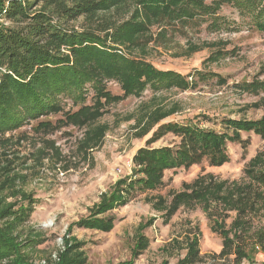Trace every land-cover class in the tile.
<instances>
[{
  "label": "rangeland",
  "instance_id": "374dc122",
  "mask_svg": "<svg viewBox=\"0 0 264 264\" xmlns=\"http://www.w3.org/2000/svg\"><path fill=\"white\" fill-rule=\"evenodd\" d=\"M134 11L135 6L129 4L106 17L121 24L133 21L137 14V21L146 28L122 44H107L116 47L120 56L181 75V86L157 92L145 89L123 97L118 79L99 76L58 94L54 109L45 115L0 129V208L10 207L18 213L25 209L27 215L15 221L12 234L17 242L34 245L24 253L35 264L57 262L64 239L80 244L83 264H177L194 240L201 258L195 264H231L214 255L221 250L219 229L230 230L234 211L210 198L209 205L183 203L168 213L174 196L199 179L207 185L210 180L226 182L229 189L231 184H241L248 163L264 151V139L253 133H239L249 141L245 149L226 143L228 162L222 166H210L202 159L188 168L164 171L161 185L154 190H129L123 205L99 216L114 219L109 232L76 227L68 232L119 181L133 176L138 168L134 158L140 150L179 145L180 138L171 133L147 145L159 125L189 124L231 133L223 120L264 117V33L249 16L223 5L217 16L224 21L211 27L209 17L188 24L168 23ZM100 90L122 99L105 104L99 99ZM99 102L98 118L78 123L70 119L81 109L96 108ZM163 114L168 115L151 128ZM214 220L224 226H215ZM141 234L148 245L135 256ZM241 264H264V254Z\"/></svg>",
  "mask_w": 264,
  "mask_h": 264
},
{
  "label": "trees",
  "instance_id": "16d2710c",
  "mask_svg": "<svg viewBox=\"0 0 264 264\" xmlns=\"http://www.w3.org/2000/svg\"><path fill=\"white\" fill-rule=\"evenodd\" d=\"M0 0V129L18 127L25 119H34L54 109L58 94L71 91L79 84L99 76L118 79L123 97L139 95L145 89L157 92L165 88L181 86L184 78L172 71H159L152 65L120 56L117 48L107 43L121 44L143 31L145 24L133 21L121 24L107 19L112 10L131 4L138 11L158 21L189 23L209 17L211 27H219L224 21L217 16L223 5L249 16L259 32L264 33V0ZM81 19V20H80ZM131 40V39H130ZM99 99L105 104L122 98L99 91ZM94 109L84 108L69 117L85 121L101 116L100 104ZM168 114H163L152 127ZM78 120V121H77ZM226 133H216L194 125L167 123L159 125L147 145L171 133L180 138L177 147L145 148L134 158L138 168L131 178L121 180L112 193L95 206L90 215L72 224L79 229H95L109 232L113 218L99 217L115 205H123L129 190H154L161 185L163 172L179 167L188 168L206 159L208 164L219 167L228 162L226 143H237L242 149L249 144L242 140L240 132L253 133L264 139V117L257 121H222ZM241 184L213 181L204 184L197 180L185 186V191L174 196L170 216L180 204L208 203L212 198L226 210L235 212L229 231L220 228L221 250L216 260L231 264L253 262L264 254V151L258 153L244 169ZM229 185V186H231ZM18 213L0 208V261L5 264H35L24 253L32 248L29 241L17 242L13 236L16 220H22L25 209ZM211 216V215H210ZM11 219L8 222L4 219ZM255 221L258 224L255 225ZM224 226V225H223ZM145 226L141 227V231ZM64 251L53 264H83L79 254L80 244L64 239ZM148 245L142 234L138 236L133 253L135 256ZM201 261L196 241L188 246L185 256L177 264H195Z\"/></svg>",
  "mask_w": 264,
  "mask_h": 264
}]
</instances>
